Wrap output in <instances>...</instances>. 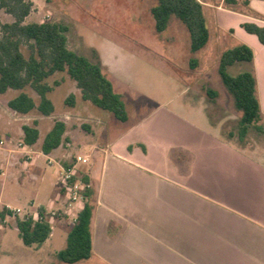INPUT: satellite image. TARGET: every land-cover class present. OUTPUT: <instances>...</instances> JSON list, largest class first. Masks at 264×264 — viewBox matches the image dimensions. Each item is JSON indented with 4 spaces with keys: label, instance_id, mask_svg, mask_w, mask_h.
I'll use <instances>...</instances> for the list:
<instances>
[{
    "label": "crops",
    "instance_id": "1",
    "mask_svg": "<svg viewBox=\"0 0 264 264\" xmlns=\"http://www.w3.org/2000/svg\"><path fill=\"white\" fill-rule=\"evenodd\" d=\"M32 1V12L38 10L42 17L56 18L55 21L70 26V16L84 19L86 11L97 7L102 25L109 30L91 28L114 47L119 46L114 37L115 28L119 31L120 20L125 22L122 11L128 10V17L134 21L142 19L135 0H80L78 4L56 0L48 2V11ZM201 1L206 18L215 19L221 31L231 32L233 46L245 42L255 52L254 61H238L228 66L229 71L245 62L242 70L231 74L254 71L257 78L262 116L243 138L227 131V110L217 90L218 95L207 101L202 92L190 87L171 100L159 101L158 97L132 87L129 91L133 99L142 104L153 103L154 107L141 111L144 105L139 103L130 106L129 111L126 106V121L95 112L97 123L93 125L82 121L91 114L92 106L82 97L75 81L76 98L70 105L76 111L63 113L60 120L66 124L65 139L50 153L43 152L42 143L56 120L45 128L44 120L49 115L35 117L40 135L35 144L28 145L23 141V125L32 124L25 121L30 113L11 109L9 100L0 104V137L6 139L0 147V164H11L15 151L26 157L17 175L19 182L30 177L49 184L38 163L43 154L48 164H58L57 172L60 164L72 165L76 175L82 180L88 177L94 189L91 256L74 263L57 257L58 251L66 246L83 199L68 214L52 221V232L46 241L28 245L42 252L55 236L53 225L63 227L65 237L60 239L59 249L48 251V264H264V44L241 26L246 21L264 25V19L228 9L223 0ZM251 6L264 16V0H251ZM30 16L31 13L26 21ZM76 34L85 48L98 53L103 70L117 91L113 81L116 77L109 69L112 65L104 53L79 32ZM163 71L169 73L176 86L187 83L168 67ZM69 77L66 73L58 85ZM126 96L130 98V94ZM213 109L220 115L215 116ZM85 129L97 141L84 136ZM14 140L23 146L13 149ZM74 144L89 153L75 152ZM77 155H87L89 161L77 162ZM49 158L54 161L49 162ZM8 180L0 178V202L5 206H11L4 200ZM53 183L55 188L50 198L37 205L47 211L67 206L68 189L60 176ZM33 204L34 201L30 206Z\"/></svg>",
    "mask_w": 264,
    "mask_h": 264
},
{
    "label": "trees",
    "instance_id": "2",
    "mask_svg": "<svg viewBox=\"0 0 264 264\" xmlns=\"http://www.w3.org/2000/svg\"><path fill=\"white\" fill-rule=\"evenodd\" d=\"M223 4L228 9L264 19L262 14L252 8L251 0H223ZM33 8L32 0H0V11L11 16V20L7 21L2 20L0 16V93L8 89L20 90L18 95L8 101V106L21 114H28L37 109L43 115H51L55 106L49 93L54 86L48 82V78L56 72L65 71L76 81L85 100L126 121L128 112L122 95L115 90L112 80L103 70L98 53L94 51V55L89 57L70 48L68 32L71 26L65 22L26 21ZM151 14L158 32L169 26L172 16L178 17L190 32L192 51L204 48L210 40L211 31L207 25L205 5L201 0H156L151 6ZM241 26L257 35L264 44V25L246 21ZM254 57V49L245 42L226 48L219 55V76L240 114V138H243L262 116L258 84L254 71H242L234 75L229 73L228 66L238 61L252 62ZM192 64H195L194 60ZM26 89L36 92L39 101L25 91ZM207 95L215 98L218 92L208 88ZM74 101V94H70L66 99L68 104ZM37 124V120H34L32 124L23 125V141L28 145L35 144L39 139ZM65 131V122L57 119L44 138L43 152L50 153L60 146L65 139ZM83 182L84 204L71 225L66 246L57 253L60 260L68 263L89 258L93 249L91 222L94 189L90 186L88 177H84ZM38 212L42 218L33 215L24 218L17 216L16 226L26 245H41L52 232V221L56 217L45 216L43 206L38 208ZM7 214L11 215L13 211L4 206L0 210V218L4 219Z\"/></svg>",
    "mask_w": 264,
    "mask_h": 264
},
{
    "label": "rangeland",
    "instance_id": "3",
    "mask_svg": "<svg viewBox=\"0 0 264 264\" xmlns=\"http://www.w3.org/2000/svg\"><path fill=\"white\" fill-rule=\"evenodd\" d=\"M34 1L40 7L42 6V10L48 11V2H55L56 0ZM68 1L76 4L80 2V0ZM134 2L136 3L138 12L142 14V19L134 21V19L128 17V10L122 11V19H125V22L120 20V30L118 31L115 28L116 33L114 34V37L118 40L116 45L119 46L114 47L105 43L103 35L91 28L92 26L96 29L109 30L108 27L104 28L102 25V21L100 20L102 16L100 18L96 7L94 10L86 11L83 14V20L70 16L72 24L71 31L69 32V44L71 48L89 57L94 55L93 51L84 47L85 45L76 34L79 32L86 41L95 44L101 49L109 64L112 65V69H109L113 73V76L117 78L112 77L114 84L118 89L117 91L123 95V100L129 111L131 109L130 106L142 104L137 98L134 97L133 99V94L129 89L132 87L147 95L158 97L159 101L171 100L175 94L181 93L184 89H189L188 87L202 92L206 101L207 99L211 100L207 95L208 88L219 91V100L222 101L224 106H226L225 110H227V114H225L227 117L225 121L227 131L233 132L237 137L239 135L238 119L240 114L235 109L233 99L229 92L226 91L218 73L220 53L226 48L233 47L234 38L231 32L221 31L215 19L209 17L207 25L211 31L210 41L204 48L192 51L190 32L178 17L172 16L169 26L164 31L158 32L155 28L154 17L150 13V8L156 0H135ZM0 16L4 21L11 20V16L4 11H0ZM40 16L38 10H35V12H31V16L27 21L41 19L56 20V18ZM123 16H127L128 18ZM192 60L195 61V64H192ZM242 64L246 63L236 64L229 70V73H237L242 70L244 67ZM166 67L174 74L186 80L187 83H180L179 86H176L174 81L171 80L169 73L167 74L163 71ZM65 75L66 72H59L48 78V82L54 86L49 96L54 102L55 111L44 120L45 128L49 127L54 120L62 119L64 112L76 111V108L66 103V99L70 94H74L76 98L77 89L75 80L69 77L70 79L65 83L60 85L55 84L56 81L59 82L62 76ZM25 91L32 94L39 101L37 93L32 89H26ZM19 92L20 90L18 89H8L6 92L0 93V104L14 98ZM127 93L130 94V98L126 96ZM87 102L92 106V110L89 111L92 116L89 114L90 117L83 118L82 121L93 125L96 124L97 117L95 112H104V114H109L113 116L112 118H115V115L111 111L103 109L91 101ZM142 105L144 106L141 108V111H149L154 107L153 103ZM215 110L213 109L214 115H220ZM41 115L37 109H34L30 112L29 116H26L25 121L32 123L35 117H42ZM107 124L108 122H106ZM252 130H255V128L252 127ZM82 132L84 136L97 141L96 137L89 134L86 129L82 130ZM42 133H44L43 129ZM20 147L19 141L14 140L12 148L18 150ZM72 149L75 152L89 153L88 150L77 144H74ZM14 154V161L11 164H6L5 166L0 164V178L7 177L9 179L4 192V200L9 202L13 208H19L21 211L16 214H7L4 219L0 218V264H48V251L60 248V239L65 237L64 228L59 225H53L55 236L52 241L46 244L47 247H44L43 251L40 252L34 246H28L23 242L19 229L16 226V219L17 216L24 218L28 214L35 215L40 207L37 206L38 202H47L55 188L54 183L51 184V181L55 182L59 179L57 172L58 164H48L45 155L41 154L38 158L39 167L45 172L49 184L41 182V179L33 180L30 177H26L22 182H19L17 175L26 157H21L17 151ZM32 201H34L33 207L30 206ZM4 206L0 202V210ZM53 210L57 212L54 216L56 220L63 217L64 214H59L57 211L61 210L60 208H54Z\"/></svg>",
    "mask_w": 264,
    "mask_h": 264
},
{
    "label": "built area",
    "instance_id": "4",
    "mask_svg": "<svg viewBox=\"0 0 264 264\" xmlns=\"http://www.w3.org/2000/svg\"><path fill=\"white\" fill-rule=\"evenodd\" d=\"M6 143V139L0 137V147L3 146ZM20 146H23L22 143H19ZM54 160L52 158H49V162H53ZM76 161L81 163H87L89 161V156L87 155H77ZM59 176L61 181L65 184V186L68 189V198H67V206L65 209L57 210L59 214H68L70 210H73L75 205L79 203L81 200L84 199L83 190L85 187V183L81 178H79L76 175L75 169L72 165H59ZM9 209L13 211V214H16L17 212H20L21 210L19 208H13L11 206H6ZM57 214L56 211L51 210L47 211L45 210L44 215L49 217H54ZM29 215V214H28ZM31 215V214H30ZM63 215V216H64ZM36 218L42 216L39 215V212L37 211L35 213ZM76 220V217L74 218V221Z\"/></svg>",
    "mask_w": 264,
    "mask_h": 264
}]
</instances>
